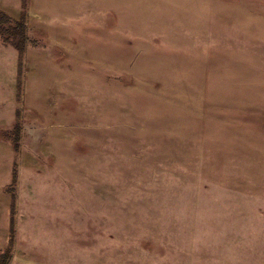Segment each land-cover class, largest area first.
Masks as SVG:
<instances>
[{"label":"rangeland","instance_id":"rangeland-1","mask_svg":"<svg viewBox=\"0 0 264 264\" xmlns=\"http://www.w3.org/2000/svg\"><path fill=\"white\" fill-rule=\"evenodd\" d=\"M33 1L22 0L16 21L0 9V82L13 81L19 100L23 83L34 84L31 102H19L32 126L49 86L61 87L67 167L60 188L51 184L56 201L23 192L24 210L56 209L61 225L60 249L24 258L264 264V0ZM59 1L72 2V23L59 26L66 49L49 55L25 23L32 11L59 17ZM14 184L1 190L13 202ZM16 256L7 247L0 264Z\"/></svg>","mask_w":264,"mask_h":264},{"label":"crops","instance_id":"crops-1","mask_svg":"<svg viewBox=\"0 0 264 264\" xmlns=\"http://www.w3.org/2000/svg\"><path fill=\"white\" fill-rule=\"evenodd\" d=\"M33 4L38 8L39 6L46 7V5L40 3V0H36L35 3L33 1ZM22 6V0H8V2L0 4V9L8 19L16 21ZM54 6L63 9L60 10L61 15L59 17L53 18L47 15L43 17L41 12L39 15L38 12L32 11V15L36 18L34 20L27 19L25 23L27 36L33 38V40H38L39 43L42 40L40 46H42L43 53L49 55H55L66 49V40L62 44L58 40L61 39L58 32L64 30L66 33L67 28L59 26L72 23L71 17L70 19L64 17L65 14L69 15L70 12H67L66 8H71L72 2L66 4L59 1ZM1 40L2 35L0 34V46H4L5 44L1 43ZM14 47L11 46L10 50L13 55L18 56V49L16 46ZM37 48L38 46L36 50ZM23 54H26L30 61L31 49H26ZM29 63L27 66L28 73ZM57 65L55 61L53 63V66H55L53 68L54 73L60 71L58 69L59 65L58 67ZM43 81L38 82L36 90L32 89V101L41 95V89L46 85ZM5 84H8V82H5ZM4 87V83L0 82V130H5V134L4 131L0 132V255L3 254L4 249L13 246V250H15V253H19V256L12 258L9 264H34L33 260L24 258L25 249L39 248L40 246L44 248L53 247V249H60L61 247V225L56 221V209H54V213L52 212L54 217L51 219L50 209L48 211L32 209L30 212L29 208L23 209L22 202L23 192L27 189L32 190L29 195L34 200L33 202L41 198L49 200L52 195L54 201H56V191L53 192L51 184H59L60 188L62 173H66L65 168L67 167L62 160V91L61 87L58 90L56 86H49L47 111L45 115L36 119L33 123L34 126H32L29 120L24 117L23 110L20 114L19 102L22 101L24 105L25 95L28 97L27 102H31L30 94L34 84L31 86L28 79L27 83H23L20 100L13 81L10 82L9 87ZM46 92L44 90V94ZM52 100L53 105H50L49 102L52 103ZM16 121L20 122V128L18 131L19 140L15 146L12 132H14L13 125ZM1 134H4V136H1ZM68 150L65 146L64 151ZM37 181L43 183L40 188L43 194L38 193L40 190L38 184L41 182ZM13 182L15 183L14 195L16 197L14 202L13 199L1 193L3 188L13 184ZM13 204L15 206L14 214L11 213V205ZM54 205H56L55 202ZM11 230L13 233L10 232ZM11 235H13L12 243H10Z\"/></svg>","mask_w":264,"mask_h":264},{"label":"trees","instance_id":"trees-1","mask_svg":"<svg viewBox=\"0 0 264 264\" xmlns=\"http://www.w3.org/2000/svg\"><path fill=\"white\" fill-rule=\"evenodd\" d=\"M4 21H7L6 17L0 16V22H4Z\"/></svg>","mask_w":264,"mask_h":264}]
</instances>
